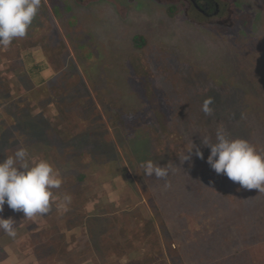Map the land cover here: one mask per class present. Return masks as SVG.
Listing matches in <instances>:
<instances>
[{
  "label": "rangeland",
  "instance_id": "374dc122",
  "mask_svg": "<svg viewBox=\"0 0 264 264\" xmlns=\"http://www.w3.org/2000/svg\"><path fill=\"white\" fill-rule=\"evenodd\" d=\"M217 1L226 12L200 24L184 0H41L26 37L11 44H35L41 77L0 46L9 78L17 66L28 71L11 86L21 82L27 91L6 96L3 83L12 82L0 68V162L25 148L63 178L43 216L26 218L5 204L0 216L15 221L17 236L0 230V264H58L59 252L41 257L39 246L49 231L70 236L75 226L68 225L76 221L83 243L90 245L83 236L91 229L100 250L71 252L74 264L81 257L94 264H157L148 252L162 254L168 242L187 258L196 253L199 262L264 264V192L217 175L203 144L205 137L215 142L217 130L189 125L211 98L216 118L231 121L225 133L264 154V0ZM12 107L30 109L21 117ZM51 116L64 122L62 129L56 119L42 135ZM148 160L167 168L169 187L144 174ZM67 193L71 201L64 203ZM93 208L97 215L89 220ZM101 221L107 223L96 225ZM137 249L147 254L131 257Z\"/></svg>",
  "mask_w": 264,
  "mask_h": 264
},
{
  "label": "clouds",
  "instance_id": "9594fccd",
  "mask_svg": "<svg viewBox=\"0 0 264 264\" xmlns=\"http://www.w3.org/2000/svg\"><path fill=\"white\" fill-rule=\"evenodd\" d=\"M41 7V0H0V46L8 48L14 40L26 37ZM212 99L204 101L202 110L211 115ZM203 144L210 147L207 163L217 175H225L232 182L238 183L245 190L257 189L264 192V154L257 151L248 140L230 138L219 128L215 142L203 138ZM195 145L189 149L191 153ZM196 155L204 158V153L196 148ZM190 159L187 155L184 160ZM146 176H155L167 183L168 171L164 166L148 160L143 164ZM63 178L58 170L47 160L37 161L25 148H20L13 155L0 162V212L5 204L16 212H23L26 218L45 215L51 211L58 197L53 190L60 189ZM71 197L65 195L64 203ZM0 230L7 236H17L16 223L12 218L0 216Z\"/></svg>",
  "mask_w": 264,
  "mask_h": 264
},
{
  "label": "trees",
  "instance_id": "16d2710c",
  "mask_svg": "<svg viewBox=\"0 0 264 264\" xmlns=\"http://www.w3.org/2000/svg\"><path fill=\"white\" fill-rule=\"evenodd\" d=\"M139 44L143 47L145 43H142L141 41H139ZM13 46L12 47L9 46L8 48H6L7 51L9 52V55L12 56L15 53L19 54V57H22L21 60L24 59V61H23L24 64L21 63V65L23 64L28 69V71L30 73H32L33 75H37V76L41 77V63L39 62L40 58L37 55L38 52L37 51H33V48H34L35 44H32L29 48H23V49H21V47H23V45H21V44H20L19 48L17 46H16V48H13ZM27 50H29V51L27 52ZM0 53H1V50H0ZM1 56L2 55L0 54V68H3V69H5L7 71V67H9V64H8L9 61L8 60L6 61V59L2 58ZM36 56H37V58H36ZM29 59H31L33 61L32 64H29L27 62V60H29ZM21 70L22 69L19 66H17L15 68V70L14 69L11 70L12 71L11 72L12 75H11L10 78L8 77V71H7L6 74H4V76H6V78H7V80H11V82H12V83H7L6 85L3 83L4 87H2V91L1 92L4 95L5 94H7L6 96H9L8 94H11V95L12 94H14V95L20 94L21 95V94H23V93H25L27 91V88L25 86H23V83H21V82L19 83L21 85L20 87L19 86L18 87H14V88L11 87V86H13L14 83L19 81V78L21 77V75H26L28 73L27 70H23V72L20 73ZM233 74H234V76L236 77L237 80L241 81L239 79L238 74L236 72L233 73ZM15 80H16V82H15ZM226 82H229V81H226ZM5 87H6V90H5ZM2 93L0 94V97H2ZM233 97L236 98L238 96L233 95ZM185 107H187V106L185 105ZM185 107L183 106V107H181V109H185ZM33 108L31 109V112H30L32 115H34V113H35L34 111L32 112ZM11 109H13L14 113H16V110H18L17 107H12ZM29 109H30V107L20 108L18 110V113L22 117L23 112H26V111L29 112L28 111ZM71 109L75 111L73 106H71ZM201 110L197 111L195 109L196 116H190L189 117V121L191 123L189 125H191V127H193V128L200 127V128L205 129V130L206 129L217 130V129L223 127L224 131H228L227 126L231 123V121H229V119H226V116L222 117V119L220 120V119L216 118L214 112H212L211 115H206ZM45 112H48V110L45 109ZM19 114H18V116L16 114V116L19 117ZM32 115H31V117H32ZM56 119H55V117L51 116V117H49V118H47L45 120V127H43L42 135L48 134L45 131L53 129L51 126L54 123H56ZM64 119L66 120L65 116H64ZM48 120H50L53 123L48 122ZM58 120L59 119H57V123L60 126L59 128L62 129L61 126H63L64 122H62L61 120L60 121H58ZM23 121L24 120L21 119L19 122L23 123ZM67 122H69V121L67 120ZM56 127L58 128V126H55V129H56ZM2 128H3V125L0 126V132L3 131ZM51 132H53V130ZM51 132H50V134H51ZM240 133H242V132H240ZM43 137H45V136H43ZM79 138H82V135H80ZM41 141L45 142V143L47 142V140L42 139V138H41ZM80 179H83V177L80 178ZM84 179H85V176H84ZM72 190L73 191L78 190V187H73ZM67 191L68 190L66 189V192ZM62 193L65 194L64 191ZM67 195H68V193H67ZM75 198H77V197H75ZM75 200L76 199H74L73 201L75 202ZM76 202L79 203L78 201H76ZM93 210H94V208L89 210V212L93 213V214H91V216H89L90 217L89 220L91 219V217H94V216L97 215V214L94 213L95 211H93ZM59 219L58 220L54 219L53 223L59 224V222H60ZM61 219H64L62 215H61ZM76 222L77 223L73 222L74 225H73V223H72V225L71 224L68 225V227H72V228H73V226H75V229L73 230L72 233H70V236H65L64 235V238H62L61 237L62 234L60 235L57 232H55L54 230H53V232L52 231L47 232V234H45L46 241L41 243V246H39L40 252L37 251V254L40 255L41 257L42 256L44 257V256H47V255H53V254L59 252V254H55L54 255V257L56 259H58V260L60 259L58 264H61L62 261H64L62 264H74V259L76 258V256L74 258H70L69 254L71 252H74L75 250L80 249L81 252L85 255L87 250H89L88 247H90V246L91 247L95 246L96 249L99 251L100 249L98 247V243H100V241L98 240V242H97L95 240V238L92 237V230L87 228V232L83 236V237L86 236L85 238H87V237L91 238V239H89L87 241V242L91 241L90 245L89 244L86 245V244L83 243V240H81L82 239L81 230H84L82 228L81 222L80 223L78 221H76ZM114 222H117V221H114ZM103 223H107V222L106 221H101V222H99L96 225L102 227ZM87 225L90 226L89 223H87ZM201 243H202V241H201ZM172 244H174V243L173 242H168V245L166 246L167 248L165 249V251H163L162 254L160 252H158L157 250H153L152 253L148 252V254H153L154 255V259L157 260V264H223V262H221L218 259H208V260H204L202 262H199V261L196 260L197 255L194 252H193V257H188L187 258L186 255L183 254V251H179L180 253H177V251L172 248V246H171ZM205 245H206V242H205ZM63 248L66 249V253H64V254H63ZM140 250L137 249V250H134V251L130 252L131 253V257H135V256L140 255V254H138ZM141 252L145 253L142 250H141ZM260 252H261V250H260ZM145 254H147V253H145ZM256 256L257 255L255 254L253 257H256ZM126 261H128V259ZM56 263H57V261L54 262L53 264H56ZM92 263L94 264L96 262L94 260H92L90 257H81L79 259V264H92ZM100 263L103 264L102 261H100ZM122 264H125V260L122 261ZM233 264H256V263L254 261H249V260H245L244 258H242V259L235 260L233 262Z\"/></svg>",
  "mask_w": 264,
  "mask_h": 264
},
{
  "label": "flooded vegetation",
  "instance_id": "af4514ba",
  "mask_svg": "<svg viewBox=\"0 0 264 264\" xmlns=\"http://www.w3.org/2000/svg\"><path fill=\"white\" fill-rule=\"evenodd\" d=\"M187 4V13L195 22L204 24L203 20L220 18L226 12L227 5L217 0H184ZM209 18V19H208ZM222 19V18H221ZM209 20V21H210ZM221 21V20H218Z\"/></svg>",
  "mask_w": 264,
  "mask_h": 264
}]
</instances>
